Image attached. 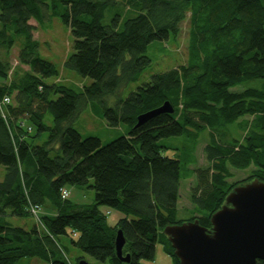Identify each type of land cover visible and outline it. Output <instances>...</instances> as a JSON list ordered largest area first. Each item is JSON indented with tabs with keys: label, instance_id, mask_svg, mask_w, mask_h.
Instances as JSON below:
<instances>
[{
	"label": "trees",
	"instance_id": "1",
	"mask_svg": "<svg viewBox=\"0 0 264 264\" xmlns=\"http://www.w3.org/2000/svg\"><path fill=\"white\" fill-rule=\"evenodd\" d=\"M47 14L74 38L64 66L90 84L47 82L59 70L40 57L30 23H43ZM183 22L186 63L152 74L123 96L150 63L149 45L176 38ZM17 39V63L27 68L0 58V103L9 99L0 104V264L85 259L72 257V249L104 264H145L157 243L179 264L164 227L196 219L210 229L211 215L235 186L264 182V0H0V51L7 55ZM82 102L108 126H126L125 133L106 144L81 136L72 120ZM165 102L172 112L135 126L139 115ZM202 135L206 165L190 168ZM176 136L186 138L182 159L161 153L164 139ZM231 169L248 174L231 180ZM192 174L193 212L179 220L180 182ZM66 184L90 185L95 201L72 202ZM108 209L120 212L114 224ZM7 216L38 221L26 229ZM118 230L128 262L116 255Z\"/></svg>",
	"mask_w": 264,
	"mask_h": 264
},
{
	"label": "rangeland",
	"instance_id": "2",
	"mask_svg": "<svg viewBox=\"0 0 264 264\" xmlns=\"http://www.w3.org/2000/svg\"><path fill=\"white\" fill-rule=\"evenodd\" d=\"M34 24L33 37L38 41L39 47L38 52L40 57L51 61L55 64L56 68L59 70L58 77L47 78V82L58 81L60 84L66 86L81 87L91 83L89 77H84L78 74L75 70L67 68L64 66V61L73 52V35L70 29L65 25L59 17L53 15H46L43 23H38L35 20H31ZM183 28L181 27L179 34L176 38L170 36L167 40L154 41L147 48L146 54L150 58V63L143 69L140 73L138 79L130 83L126 88L123 96H126L130 91L136 89V87L146 81H148L152 74L165 71L179 64L186 63L188 59V33H187V22H183ZM17 39L16 46H14L9 53L6 55L5 51H0V58L9 61L10 66H20L26 69V66L19 65L17 63V53H18V42ZM122 95V94H121ZM114 99L108 100L107 104L111 105L114 103ZM82 102L76 112L75 117L72 120V125L75 127L81 136H95L98 137L102 144H106L112 139L122 135L127 130L124 125L118 127H110L107 125L105 119L93 112L90 103ZM47 124H51V116L47 115L45 119ZM240 134V132H238ZM46 137L45 134L42 135V139ZM41 140L38 141L40 143ZM206 136L202 135L198 145L196 146L194 155L196 162L189 165L190 168L197 166L206 165V159L203 154V146L206 143ZM186 143V138L183 136L168 137L164 139V144L167 148H162L161 153L169 157H175L182 159L186 150L184 145ZM182 170L184 168L182 167ZM233 172V177L231 180L243 179L247 176L248 170H237L231 169ZM4 169L0 166V180L3 177ZM92 181L90 180L89 183ZM196 182L195 175L192 174L188 178L181 179L180 182V196L177 204V218L179 220L188 219L193 212V205L190 200V187ZM68 191V199L74 203L78 204H90L95 201V191L90 185L78 186V185H65ZM49 209L48 205L45 204L41 208V212ZM107 208L102 207V210ZM109 214H107V221L109 224H114L116 220L120 217V212L115 209H108ZM40 215L37 214V218ZM34 216L28 217H17V216H7V220L15 225L26 229L31 228L34 224H37L38 219ZM72 257L83 256L85 260L91 264H104L96 261L91 256L80 252L77 249H72ZM145 264H175L172 257L163 251L162 245L160 243L156 244V251L153 260H143ZM20 264H45L36 257H25L21 259ZM108 264V263H106Z\"/></svg>",
	"mask_w": 264,
	"mask_h": 264
},
{
	"label": "water",
	"instance_id": "3",
	"mask_svg": "<svg viewBox=\"0 0 264 264\" xmlns=\"http://www.w3.org/2000/svg\"><path fill=\"white\" fill-rule=\"evenodd\" d=\"M169 102L137 117L138 126L161 112H172ZM207 229L195 219L163 228L179 264H256L264 260V182L253 179L235 186L223 206L211 217ZM124 237L120 230L115 237L116 255L124 262L129 256L121 253ZM77 264H91L80 259Z\"/></svg>",
	"mask_w": 264,
	"mask_h": 264
},
{
	"label": "built area",
	"instance_id": "4",
	"mask_svg": "<svg viewBox=\"0 0 264 264\" xmlns=\"http://www.w3.org/2000/svg\"><path fill=\"white\" fill-rule=\"evenodd\" d=\"M8 100H9L8 98H4L3 101L0 104H3L4 102H8ZM66 195H67V191L66 190H63L62 191V198H64ZM30 209H31V212L33 214H35V216H37V213L40 210V206L34 205Z\"/></svg>",
	"mask_w": 264,
	"mask_h": 264
},
{
	"label": "crops",
	"instance_id": "5",
	"mask_svg": "<svg viewBox=\"0 0 264 264\" xmlns=\"http://www.w3.org/2000/svg\"><path fill=\"white\" fill-rule=\"evenodd\" d=\"M108 214H109V212H108ZM45 264H47V263H45Z\"/></svg>",
	"mask_w": 264,
	"mask_h": 264
}]
</instances>
